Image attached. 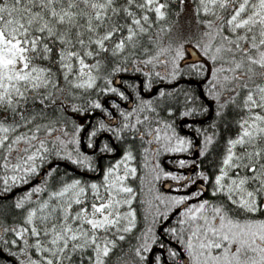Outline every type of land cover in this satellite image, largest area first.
<instances>
[{
	"label": "snow or ice",
	"instance_id": "obj_1",
	"mask_svg": "<svg viewBox=\"0 0 264 264\" xmlns=\"http://www.w3.org/2000/svg\"><path fill=\"white\" fill-rule=\"evenodd\" d=\"M0 264H264V0H0Z\"/></svg>",
	"mask_w": 264,
	"mask_h": 264
},
{
	"label": "trees",
	"instance_id": "obj_2",
	"mask_svg": "<svg viewBox=\"0 0 264 264\" xmlns=\"http://www.w3.org/2000/svg\"><path fill=\"white\" fill-rule=\"evenodd\" d=\"M122 78L125 79V80H128V79H132L133 78V74L131 73H127V74H122ZM181 86H187V87H190L192 89H196L198 87V85L194 82H191V79L190 78H186L185 80L181 81ZM146 92L150 91L148 89H145ZM199 94V93H197ZM78 119L80 117H77ZM179 123V121H178ZM194 130H190L189 133L187 134H192ZM161 190V189H160Z\"/></svg>",
	"mask_w": 264,
	"mask_h": 264
},
{
	"label": "flooded vegetation",
	"instance_id": "obj_3",
	"mask_svg": "<svg viewBox=\"0 0 264 264\" xmlns=\"http://www.w3.org/2000/svg\"><path fill=\"white\" fill-rule=\"evenodd\" d=\"M175 157L174 156H162L161 157V163L164 164V166L167 168V167H172L171 164H169L167 161H170L172 159H174ZM164 183L166 182H163L159 185L161 191H167V188L164 186Z\"/></svg>",
	"mask_w": 264,
	"mask_h": 264
}]
</instances>
